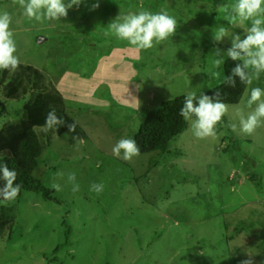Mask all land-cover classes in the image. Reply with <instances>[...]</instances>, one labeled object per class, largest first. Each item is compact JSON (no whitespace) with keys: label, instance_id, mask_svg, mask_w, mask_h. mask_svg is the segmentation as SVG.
<instances>
[{"label":"rangeland","instance_id":"rangeland-1","mask_svg":"<svg viewBox=\"0 0 264 264\" xmlns=\"http://www.w3.org/2000/svg\"><path fill=\"white\" fill-rule=\"evenodd\" d=\"M94 2L38 22L18 2L0 0V13L11 17L14 55L60 85L76 124L47 141L36 128L46 147L33 174L57 199L23 190L9 204H17V216L12 235L7 228L0 236V264H264V121L246 135L236 115L238 107L245 116L250 111V89H264V73L238 103H225L226 122L222 117L215 137L197 139L188 121L164 151L130 162L112 153L147 110L180 94L206 95L224 80V63L215 69L213 52L226 51L231 38L216 44L212 36L224 26L244 38L226 20L237 0H99L89 10ZM161 9L177 29L159 45L122 53L115 44L127 41L104 36L117 16ZM2 101L0 122L18 116L24 99ZM72 173L78 192L67 179ZM93 183L103 191H90Z\"/></svg>","mask_w":264,"mask_h":264},{"label":"clouds","instance_id":"clouds-1","mask_svg":"<svg viewBox=\"0 0 264 264\" xmlns=\"http://www.w3.org/2000/svg\"><path fill=\"white\" fill-rule=\"evenodd\" d=\"M23 9V14L28 20L38 22L55 21L66 17L68 10L73 6L79 8L86 0H14ZM99 7V0L90 5L89 10ZM227 10V5L223 6ZM229 25L242 28L244 38L239 34H233L227 27L220 26L213 34L214 43H221L225 37H230V47L222 52L216 48L213 56V66L218 69L224 63L226 55L232 61H239L231 69L228 76L224 77L223 84L227 87L235 88L237 78L241 84L252 85L254 81L260 79L264 73V0H237L231 7L230 14L226 17ZM11 17L7 12L0 13V70L15 71L19 64V58L14 55L16 44L13 39V32L9 30ZM177 29V21L170 16L165 9L152 13L141 10L138 13H128L117 16L114 21L108 24V30L104 32L105 37L114 36L120 41H127L129 45L137 50H147L173 36ZM219 73L211 72V77L215 78ZM246 107L250 111L245 116L242 108L236 109L239 118L240 132L251 135L256 128L264 121V89L252 87L250 95L246 101ZM228 111L225 103L220 99L217 92L214 97L189 92L185 95L183 105L179 109L178 115L185 121L191 122L193 135L197 139H205L216 136V125ZM64 124V121L56 115L55 110H51L45 116L44 131L57 128ZM236 130V125H231ZM76 124H69V132L75 131ZM114 156L131 161L133 157L140 154V148L135 139L121 138L112 147ZM17 172L9 170L7 165L0 164V204H10L15 201L20 193L21 185L15 183ZM68 182L72 183V191L78 192L79 185L74 183L75 174H69ZM56 191L61 190L59 184L53 185ZM103 184L93 183L90 191L97 194L103 191ZM242 264H253L251 259L245 260Z\"/></svg>","mask_w":264,"mask_h":264},{"label":"trees","instance_id":"trees-1","mask_svg":"<svg viewBox=\"0 0 264 264\" xmlns=\"http://www.w3.org/2000/svg\"><path fill=\"white\" fill-rule=\"evenodd\" d=\"M237 63L239 61L225 59V76L230 74ZM223 81L206 92V95L214 97L219 92L223 103H238L248 85L241 84L237 78L236 87L231 88L225 86ZM185 95L180 94L164 100L159 107L146 111L137 131L131 136L136 140L140 153L164 151L169 141L188 127V121L178 115ZM20 98L24 101L19 115L0 122V164H5L9 170L17 172L15 183L20 184L21 189L16 199L20 198L23 190L39 192L46 199H57L52 188L33 174L46 147V142L41 140L36 128H44L45 116L53 109L64 124L45 132L46 141L52 134H64L68 125L75 123V120L67 112L65 98L50 75L31 63L21 61L15 71L0 70V114L7 110L3 99ZM223 117L226 122L225 116ZM236 142L237 140L234 144ZM45 158L48 159L47 155ZM2 186L3 181H0V187ZM16 216L17 204H0V236L7 228L9 235H12ZM50 262L54 264L51 259Z\"/></svg>","mask_w":264,"mask_h":264},{"label":"crops","instance_id":"crops-1","mask_svg":"<svg viewBox=\"0 0 264 264\" xmlns=\"http://www.w3.org/2000/svg\"><path fill=\"white\" fill-rule=\"evenodd\" d=\"M113 44V43H112ZM115 45H119V46H116L117 47V50H121V52L122 51H124V50H129L130 48H132L133 46H131V45H129L128 44V42H125V43H123V44H121V43H119V44H115ZM123 53V52H122ZM132 58H136V57H132ZM132 62H133V60H132ZM27 63H29V62H27ZM35 66H37V65H35ZM37 67H39V66H37ZM40 68V67H39ZM44 70V69H43ZM73 74H71V76H72ZM59 82V81H58ZM56 83V82H55ZM57 87H60V85L58 84V85H56ZM59 89V88H58ZM60 90V89H59Z\"/></svg>","mask_w":264,"mask_h":264}]
</instances>
